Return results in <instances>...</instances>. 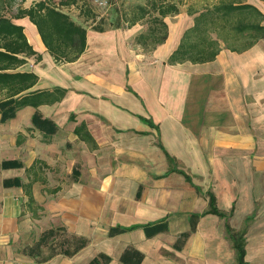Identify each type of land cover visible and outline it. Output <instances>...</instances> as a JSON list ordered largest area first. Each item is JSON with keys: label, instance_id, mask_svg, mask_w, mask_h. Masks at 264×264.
Returning a JSON list of instances; mask_svg holds the SVG:
<instances>
[{"label": "crops", "instance_id": "1", "mask_svg": "<svg viewBox=\"0 0 264 264\" xmlns=\"http://www.w3.org/2000/svg\"><path fill=\"white\" fill-rule=\"evenodd\" d=\"M245 2L264 15V1ZM14 22L41 56L20 69L38 76L32 89L66 93L0 122V264H89L99 255L124 264L132 250L139 264H236L223 218L206 214L190 231L188 216L208 209L207 191L220 211L233 209L230 227L245 230L247 264H264V40L222 49L210 62L170 65L193 21H165L167 39L148 52L135 43L146 30L138 22L87 28L81 56L56 64L34 25ZM35 112L55 123L53 134L33 126ZM82 123L92 141L74 132ZM161 147L201 193L168 172ZM56 233L63 240L50 241Z\"/></svg>", "mask_w": 264, "mask_h": 264}, {"label": "trees", "instance_id": "2", "mask_svg": "<svg viewBox=\"0 0 264 264\" xmlns=\"http://www.w3.org/2000/svg\"><path fill=\"white\" fill-rule=\"evenodd\" d=\"M15 0H0V122H6L15 117L16 112L24 107L37 108L41 105L59 102L66 90L56 87L53 90H33L38 82V76L32 71L20 70L27 63V59L34 57L36 61L41 56L33 49L24 33V27L14 21L27 18L32 23L43 43L46 51L56 64H65L76 61L86 49L87 21L93 22L92 31L103 32L102 19L94 21L96 15L92 7L83 4L78 7V15L84 21L78 23L64 7L78 6L77 0H38L28 7L17 5ZM23 0H20L22 2ZM246 0H219L201 9H189L187 14L193 16V24L187 28L176 47L167 59V64L190 62L202 64L213 61L222 49L231 52H242L251 48L258 40H264V15ZM264 1V0H262ZM180 1L146 0L143 4H135L127 11L123 9L116 13L111 28L131 27L138 22L147 24L146 30L135 38V43L152 48L165 42L168 36V27L165 22L167 16L179 13ZM107 9V8H106ZM73 119V115L70 116ZM31 123L39 131L53 134L57 126L54 122L35 112L31 116ZM81 138H92L86 132L82 123L74 129ZM162 148V147H161ZM162 151L169 164L168 172L182 175L186 182L192 185L198 193L201 189L195 186L189 175L177 168L176 161L163 148ZM3 166H19L17 162L8 161ZM18 184V180H7L5 186ZM208 199V209L201 213L188 216L190 231L195 230L196 221L206 214H213L225 220L226 237L231 241L235 251L236 264H247L245 260V230L235 231L229 223V214L220 211L216 198L210 191L205 193ZM28 202L32 197L28 193ZM147 228V225H132L129 227L116 226L109 230V235L128 232L136 228ZM159 226L157 230L164 229ZM189 233H183L186 238ZM141 255L136 251H125L120 260L124 264H139ZM109 258L99 255L89 264H103Z\"/></svg>", "mask_w": 264, "mask_h": 264}, {"label": "rangeland", "instance_id": "3", "mask_svg": "<svg viewBox=\"0 0 264 264\" xmlns=\"http://www.w3.org/2000/svg\"><path fill=\"white\" fill-rule=\"evenodd\" d=\"M34 1H38V0H23L22 2H20V0H15L13 9L17 5H20L21 7H24V8L28 7ZM170 1H174V2L180 1L179 13L176 14V15L167 16L165 18V21H193V16H189L187 14V11H189V9L198 10V9H201L202 7H204L205 5H210L212 3L218 2L219 0H170ZM145 2H146V0H115V1H113L112 5L110 7H108L107 9H103V8H98V7L93 6L91 4L90 0H77L78 6L74 5V6L64 7V10L74 20H76V21H84L83 18H80L79 15H78V7L85 3L88 6L93 8L94 13L96 15V18H95L94 21H99V19L101 18L103 20L101 25L104 26L106 28V30H107V29L111 28L110 24H114L115 23L116 13L117 12H119V11H121L123 9H126L128 11L130 9V7H132L133 5H135V4H143ZM91 25H93V22H91V21H87L85 23V26L88 27V28H90ZM143 25H144V23H143ZM124 27H125V25H124ZM144 27L146 29L147 28V24H145ZM151 46H152V43L150 42L148 44L147 48L144 49V52L151 51L153 49ZM143 61L144 62L152 61L150 53L147 54L145 56V58H143ZM45 71H46V66L41 68V73L45 72ZM61 174L63 176H65L64 175V171H62ZM1 178H2V174L0 173V180H1ZM55 240L57 242L63 240V234L56 233L55 238L53 240L51 239L50 241H55ZM50 249H49L50 254H53V253L57 252V251H55V247L53 248L52 246H50Z\"/></svg>", "mask_w": 264, "mask_h": 264}, {"label": "built area", "instance_id": "4", "mask_svg": "<svg viewBox=\"0 0 264 264\" xmlns=\"http://www.w3.org/2000/svg\"><path fill=\"white\" fill-rule=\"evenodd\" d=\"M115 0H90L91 4L98 8L106 9L110 7Z\"/></svg>", "mask_w": 264, "mask_h": 264}]
</instances>
